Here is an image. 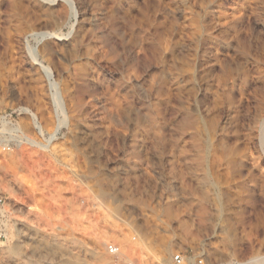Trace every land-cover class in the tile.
<instances>
[{
    "label": "rangeland",
    "instance_id": "1",
    "mask_svg": "<svg viewBox=\"0 0 264 264\" xmlns=\"http://www.w3.org/2000/svg\"><path fill=\"white\" fill-rule=\"evenodd\" d=\"M0 113V264L264 259V0H0Z\"/></svg>",
    "mask_w": 264,
    "mask_h": 264
},
{
    "label": "built area",
    "instance_id": "2",
    "mask_svg": "<svg viewBox=\"0 0 264 264\" xmlns=\"http://www.w3.org/2000/svg\"><path fill=\"white\" fill-rule=\"evenodd\" d=\"M12 117V114L0 113V122H10L11 124ZM12 126L17 128L15 124H12ZM105 251L113 258L120 259L123 256L122 248L115 243L106 244ZM204 251L205 249L201 244L192 250V256L187 255V252L181 250L176 251L170 256L168 264H204ZM124 261V264H158L157 262H153V256L148 253H144L140 257L138 256V261L134 258H125Z\"/></svg>",
    "mask_w": 264,
    "mask_h": 264
},
{
    "label": "bare ground",
    "instance_id": "3",
    "mask_svg": "<svg viewBox=\"0 0 264 264\" xmlns=\"http://www.w3.org/2000/svg\"><path fill=\"white\" fill-rule=\"evenodd\" d=\"M69 4H70V1H69ZM73 4H71V8H73V10H75L74 9V6H72ZM73 12V11H72ZM47 35H49L48 33H45V32H39L38 34H36V38H42V37H44V36H47ZM30 52H31V57H32V60H33V62H35L36 64H38V66L42 69V72L45 74V76L48 78V79H50L51 77H52V72H51V70L48 68V67H45V66H43V65H41L40 64V62L38 61V59H37V55H36V53H35V49H31L30 50ZM50 87H51V90L53 91V93H52V98H53V103H54V106H55V110L56 111H60L61 110V98H60V94H59V92L57 91V88H56V86H55V84L54 83H52L51 85H50ZM24 111H26V110H24ZM27 112V111H26ZM57 113V112H56ZM61 114V113H60ZM61 121V120H60ZM59 121V124L58 125H56L57 127H56V129H55V133L54 134H56V132L59 130V128H60V125H61V122ZM260 126H259V128H258V133H259V136L261 137V139H262V137H264V119H262V121H261V123L259 124ZM20 136V135H19ZM21 136H23V135H21ZM23 137H25V136H23ZM22 137V138H23ZM29 138V137H28ZM27 137H26V139H28ZM20 139H21V137H20ZM30 140V139H29ZM29 140H27V142L29 141ZM26 143V142H25ZM28 143H30L31 144V146L34 144V147L35 146H38V148H41V149H43V146L40 144V143H38V142H36L34 139H31L30 140V142H28ZM264 158V157H263ZM98 244V243H97ZM92 257H93V259L94 260H96V262H99V263H101L102 262V264L103 263H105V257L102 255V254H100L99 252H96V251H93L92 252ZM264 263V259L263 258H258V259H251L250 261H248V262H246V263H241V264H263Z\"/></svg>",
    "mask_w": 264,
    "mask_h": 264
},
{
    "label": "water",
    "instance_id": "4",
    "mask_svg": "<svg viewBox=\"0 0 264 264\" xmlns=\"http://www.w3.org/2000/svg\"><path fill=\"white\" fill-rule=\"evenodd\" d=\"M46 37H48V36H45V37H42L41 39H40V41L39 42H41L43 39H45Z\"/></svg>",
    "mask_w": 264,
    "mask_h": 264
}]
</instances>
